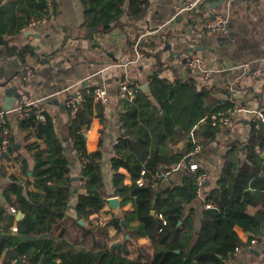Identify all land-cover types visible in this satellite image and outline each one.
Wrapping results in <instances>:
<instances>
[{
	"label": "trees",
	"instance_id": "obj_1",
	"mask_svg": "<svg viewBox=\"0 0 264 264\" xmlns=\"http://www.w3.org/2000/svg\"><path fill=\"white\" fill-rule=\"evenodd\" d=\"M80 4L84 34L77 38L87 40L109 33L114 26L123 27L126 21H142L149 9L148 0H80ZM55 13L54 0H0V45L7 36ZM145 49L146 44L139 43L141 54ZM8 52L21 60L34 56L30 46L8 47ZM160 70L157 64L147 76L148 93L138 89L131 100H120L122 131L111 158V196L129 208L123 211L121 224L115 216L110 224L123 234L124 244L148 240L151 253L140 252L138 259H132L118 236L102 245L96 241L90 217L110 213L106 200L111 196L106 194L100 147L91 153L86 150L92 119L104 126V106L85 94L73 115L67 110L63 136L45 112L42 120L31 116L19 122L26 139L35 141L26 147L32 164L22 160L19 176H11L0 193L1 264L13 260L39 264L42 259L49 264H229L250 245L264 224V125L254 127L251 122L246 142L233 143L226 151L215 187L204 191L202 186L203 210L197 215L190 206L198 196L197 177L202 171L186 168L177 185L163 186L165 181L157 175L171 172L212 139L217 130L209 117L224 112L230 103L207 102L208 90L197 89L190 75L168 82L159 77ZM67 143L80 163L79 187L73 186L69 173ZM256 147L263 155L255 152ZM119 169L130 175V185ZM11 209L22 217L16 220ZM13 226L16 232L11 231ZM71 226L76 230L72 232Z\"/></svg>",
	"mask_w": 264,
	"mask_h": 264
},
{
	"label": "crops",
	"instance_id": "obj_2",
	"mask_svg": "<svg viewBox=\"0 0 264 264\" xmlns=\"http://www.w3.org/2000/svg\"><path fill=\"white\" fill-rule=\"evenodd\" d=\"M148 1L149 9L142 21H126L125 24L123 20V27L114 26L109 33L87 40L77 38L84 34L80 28L83 17L80 0H54V15L7 36L6 43L0 45V108L9 99L5 90L19 85L25 68L30 67L33 78L25 87H19V90L23 89L22 100L13 107L33 104V107L40 108L54 119L55 130L63 136L68 109L60 106L65 105L66 97L104 86L108 97L104 105L105 123L103 126L97 118L92 119L86 132V150L91 153L100 147L106 194L111 196V158L113 146L121 133L120 99L117 95L119 79L128 76L140 89L157 64L161 66L159 77L168 82L185 80L190 75L197 89L208 90L204 98L207 102L228 101L230 106L227 110L240 107L246 110L239 113L225 130L216 131L212 139L205 141L202 147L198 146V152L194 155L191 152L188 158L189 164H196L205 176L204 191H210L220 176L226 151L233 143L246 142L255 112L264 111V0H218L220 3L214 8V4L203 0L191 13L181 14L173 20L174 10L182 0ZM212 15L226 20L224 33L205 29V20ZM136 42L146 44V53L141 54L134 64H129L130 44ZM24 46H30L34 56L21 60L8 52V47L19 50ZM191 51L211 63L214 72L209 79L205 80L202 73L190 72L187 68L186 59ZM255 70H259L258 76L253 75ZM7 123L10 149L0 159V193L11 176H19L22 160L32 164L26 147L35 141L33 137L26 139L28 134L20 129L14 114L7 116ZM65 148L69 173L75 183L73 186L79 187L80 163L68 143ZM185 169V163L175 166L163 186L179 184ZM119 172L124 176V183L130 185V175L126 170L119 169ZM202 192L190 206L197 215L203 210ZM74 200L73 196L71 203ZM107 208L110 213L90 217L98 244L110 243L118 236L119 244L126 246L132 259H138L140 252L151 253L150 242L146 239L131 240L128 245V242L124 244L121 241L123 234H118L110 224L114 215ZM128 208L121 206L122 213ZM68 215L73 216L72 210ZM97 217L105 220L103 225L97 223ZM84 227H87L85 222ZM71 230L76 229L71 226ZM237 232L245 240L241 231ZM253 238L257 243H250L239 250L229 264H264V224ZM39 264L49 262L42 259Z\"/></svg>",
	"mask_w": 264,
	"mask_h": 264
},
{
	"label": "built area",
	"instance_id": "obj_3",
	"mask_svg": "<svg viewBox=\"0 0 264 264\" xmlns=\"http://www.w3.org/2000/svg\"><path fill=\"white\" fill-rule=\"evenodd\" d=\"M203 0H182L181 4L177 6L174 10V14L171 20L175 19L181 14L191 13L193 10L198 8L202 4ZM204 27L206 30L214 33H224L226 31V20L219 15H212L205 20ZM139 43L136 42L133 44V52L128 59L129 64H134L137 60L140 59L141 53L138 50ZM186 65L190 72H200L203 75L205 80L209 79L211 74L214 72V69L211 63L205 62L202 58L195 52L191 51L189 56L186 59ZM260 74L259 70H255L253 72L254 76H258ZM33 78V71L30 67H26L24 70L23 80L26 82H30ZM139 89L138 84L132 78L128 76H122L118 81L117 86V95L121 100H131L136 95ZM90 94L93 96L94 102L99 105L107 104V90L104 86L93 88L91 91H86L84 94L81 92H75L74 94H69L65 99V105L67 109L70 110V113L73 115L80 103L84 100V95ZM33 104H24V105H16L11 110L7 111L3 108H0V159H2L10 149V129L7 123V116L10 113L14 114L17 122L22 120H28L31 116H35L39 120L43 119L42 110L37 107H33ZM245 108H234L224 112H220L217 114H212L210 119L211 126L217 131L225 130L233 121L234 118L239 113L245 112ZM251 122L254 123V127H258L259 124L264 125V111L257 110ZM121 130V126H120ZM122 131V130H121ZM199 148L196 147L192 152V155L198 152ZM255 152L259 155H263V151H261L258 147L255 148ZM198 169L196 164H189L188 170L190 172H194ZM170 172H160L157 177L166 180L169 176ZM141 183V181H138ZM205 182L204 174H201L197 177V187L198 193L201 194L202 186ZM209 207V204L206 205ZM10 212L13 215H16V211L11 209ZM97 223L102 225L105 220L102 217H97ZM12 232H16V227L11 228ZM251 245L256 244L257 240L254 238L251 240ZM1 263V262H0ZM9 264H18L16 260H13Z\"/></svg>",
	"mask_w": 264,
	"mask_h": 264
},
{
	"label": "water",
	"instance_id": "obj_4",
	"mask_svg": "<svg viewBox=\"0 0 264 264\" xmlns=\"http://www.w3.org/2000/svg\"><path fill=\"white\" fill-rule=\"evenodd\" d=\"M205 3H208L210 5L214 4L216 7L217 5H219L220 2H218V0H204ZM26 82L22 81L20 82L19 85H13V86H9L6 90H5V95L9 98L6 99V104H3L2 108L9 111L13 108V105L15 103H20L22 100V96L21 93L23 91V89L19 90V87H25ZM140 90L143 92L148 93L149 90V85L143 84L140 87ZM24 93V92H23ZM62 109L66 110V106L65 105H61L60 106ZM63 141H66V139H63ZM245 148V146H242V150ZM186 168H189V159H187L185 162ZM107 204L109 209L111 210V212L113 213V215L117 218H119V224L122 223V210H121V200L119 197L117 196H112L109 197L107 200ZM151 214L153 215L154 212L151 211ZM22 217V214L20 212H18L15 216L16 220H19ZM79 224H81L82 226H84V222L83 221H79ZM126 238L128 239V236H126Z\"/></svg>",
	"mask_w": 264,
	"mask_h": 264
},
{
	"label": "rangeland",
	"instance_id": "obj_5",
	"mask_svg": "<svg viewBox=\"0 0 264 264\" xmlns=\"http://www.w3.org/2000/svg\"><path fill=\"white\" fill-rule=\"evenodd\" d=\"M198 195H199V193H198ZM103 224H104V223H103ZM103 224H102V225H103ZM122 237H123V236H121V241H123ZM129 243H131V242H128L127 245H128ZM130 245H131V244H130ZM143 246H144V245H143ZM128 247H129V246H128Z\"/></svg>",
	"mask_w": 264,
	"mask_h": 264
}]
</instances>
